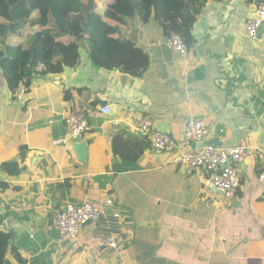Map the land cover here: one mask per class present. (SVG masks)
I'll use <instances>...</instances> for the list:
<instances>
[{"label":"crops","instance_id":"obj_1","mask_svg":"<svg viewBox=\"0 0 264 264\" xmlns=\"http://www.w3.org/2000/svg\"><path fill=\"white\" fill-rule=\"evenodd\" d=\"M253 9L242 0L209 3L185 58L167 47L153 20L143 24L134 17L122 34L148 58L138 78L96 68L84 49L76 70L35 71L20 99L0 78V233L10 234L27 264H264V180L257 154L239 165L236 195L223 199L202 171L173 163L181 149L156 152L149 146L127 165L110 147L118 134L145 137L135 130V119L145 116L151 131L178 145L193 119L208 129L207 140L217 139L223 148L264 151V28L255 40L244 33ZM13 39L6 55L15 50ZM116 59L113 53L110 60ZM105 105L110 115L93 118ZM69 113L89 121L79 141L84 161L65 136L62 119ZM108 199L114 208L104 207L107 219L82 227V248L73 253L53 230V219L67 203L102 205ZM100 235L112 236L116 247L96 248Z\"/></svg>","mask_w":264,"mask_h":264},{"label":"trees","instance_id":"obj_2","mask_svg":"<svg viewBox=\"0 0 264 264\" xmlns=\"http://www.w3.org/2000/svg\"><path fill=\"white\" fill-rule=\"evenodd\" d=\"M85 1L0 0V78L8 90L15 91L18 86L27 90L35 72L33 68L39 63L45 66L44 75L77 69L80 65L78 43L84 37L79 25L84 19L80 9L81 2ZM220 1L224 0H111L109 3L105 0L103 6L99 8L97 5L89 17L88 56L96 68L116 69L138 78L146 70L148 58L131 40L124 38L122 33L127 22L134 17L143 24L153 20L167 38L176 33L188 48L192 43V29L202 11L209 3ZM242 1L251 5L261 0ZM18 31L20 34L16 36ZM10 37H14L15 50L7 52L4 57ZM113 53L117 54L115 61L110 60ZM149 146L147 138L123 133L110 141L112 152L127 165L137 162ZM19 147L20 160L23 161L25 146ZM1 166L9 170L17 168L13 163ZM8 254L18 264H27V260L12 247L10 234L0 233V264H9Z\"/></svg>","mask_w":264,"mask_h":264},{"label":"built area","instance_id":"obj_3","mask_svg":"<svg viewBox=\"0 0 264 264\" xmlns=\"http://www.w3.org/2000/svg\"><path fill=\"white\" fill-rule=\"evenodd\" d=\"M261 28H264V0L254 3L252 15L245 19V36L250 40H255L258 30ZM166 45L181 57H186L187 47L178 34L171 33L166 38ZM33 70L44 72L45 66L37 64ZM24 91L22 86H18L15 90V96L20 99ZM110 113V105H105L98 109L96 115L94 114L92 117H106ZM62 123L67 142H72V144L79 143L82 135L89 129L88 118L83 113H69L63 117ZM115 124V122H112L113 126ZM135 125L137 134L145 136L154 151L175 152L177 149H181L182 152L174 157L173 163L183 165L190 171H202L206 175V185L226 199L233 198L239 189V165L255 154H257L261 167L259 180H264V151L262 150L255 152L254 149L245 145L228 148L205 146L192 150L190 148L192 143H202L207 140L209 135L208 129L199 121L193 119L187 121L183 142L179 145L167 134L151 131V121L145 116H138L135 119ZM104 207H108L106 209L114 208L112 200L103 201L102 205L87 201L81 204L67 203L63 211L53 219V230L72 250H78L81 248L78 242L81 228L86 223L93 224L100 222L102 219H107L108 215ZM112 216L119 218L117 213H113ZM94 246L97 248H114L115 241L112 236H99L96 238Z\"/></svg>","mask_w":264,"mask_h":264},{"label":"water","instance_id":"obj_4","mask_svg":"<svg viewBox=\"0 0 264 264\" xmlns=\"http://www.w3.org/2000/svg\"><path fill=\"white\" fill-rule=\"evenodd\" d=\"M96 2L95 0H86L85 2H81L80 13L83 14L84 19L80 22V28L82 33L85 36H89L91 34V29L89 28V17L95 11ZM6 53H4V57H6ZM205 146L212 147H221V143L217 139L205 140L202 143L193 144V148H202ZM72 150L76 153L78 159L80 161H84V152H85V144L84 143H73L71 145ZM214 191V190H213ZM90 225V223H86L84 226Z\"/></svg>","mask_w":264,"mask_h":264},{"label":"rangeland","instance_id":"obj_5","mask_svg":"<svg viewBox=\"0 0 264 264\" xmlns=\"http://www.w3.org/2000/svg\"><path fill=\"white\" fill-rule=\"evenodd\" d=\"M103 1H105V0H99L98 2H99V4H98V7L100 8V7H102L103 5H102V3H103ZM79 47H80V51H81V49H84V50H87V37L86 36H84L80 41H79ZM221 198H223L224 199V197H222L221 196ZM91 227H99V225L98 224H93V225H91ZM57 234V233H56ZM58 235V234H57ZM58 237H59V235H58ZM59 240H61V238L59 237ZM62 241V240H61ZM64 242V241H63ZM73 251H75V252H73V253H78L79 252V249L78 250H73Z\"/></svg>","mask_w":264,"mask_h":264},{"label":"clouds","instance_id":"obj_6","mask_svg":"<svg viewBox=\"0 0 264 264\" xmlns=\"http://www.w3.org/2000/svg\"><path fill=\"white\" fill-rule=\"evenodd\" d=\"M84 35V34H83ZM24 88V87H23ZM217 148H220V147H217ZM83 203V202H82ZM74 204V203H73ZM79 204H81V203H79ZM119 215V214H118ZM113 217V216H112ZM114 218V217H113ZM114 219H118V218H114ZM91 224V223H90ZM93 224H95V223H93ZM92 225V224H91ZM84 227V226H83ZM100 236H104V235H100ZM108 236H110V235H108ZM99 237V236H98ZM93 244H95V241H94V243ZM115 247H116V244H115ZM114 247V248H115ZM81 248H82V246H81ZM81 248L79 249V250H81ZM97 248V247H96ZM101 248H104V247H101ZM71 249V248H70ZM72 250V249H71ZM9 255V254H8ZM7 259V258H6Z\"/></svg>","mask_w":264,"mask_h":264}]
</instances>
